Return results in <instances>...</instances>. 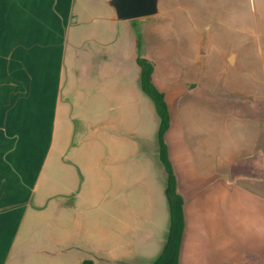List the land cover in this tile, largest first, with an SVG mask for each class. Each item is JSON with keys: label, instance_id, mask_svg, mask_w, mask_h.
I'll return each instance as SVG.
<instances>
[{"label": "crops", "instance_id": "1", "mask_svg": "<svg viewBox=\"0 0 264 264\" xmlns=\"http://www.w3.org/2000/svg\"><path fill=\"white\" fill-rule=\"evenodd\" d=\"M64 2L69 10L47 19L28 51L46 139L23 171L0 174V264H154L162 254L167 173L160 118L140 86L139 44L170 113L164 140L184 200L178 264H264V92L255 81L224 85L210 71L214 56L238 70L244 32L264 36V14L250 26L223 21L229 43L215 49L193 0H157L155 16L134 20L118 18L119 0ZM82 102L98 122L80 133L71 119ZM133 103L153 129L128 126ZM121 152L143 158L120 162Z\"/></svg>", "mask_w": 264, "mask_h": 264}, {"label": "rangeland", "instance_id": "2", "mask_svg": "<svg viewBox=\"0 0 264 264\" xmlns=\"http://www.w3.org/2000/svg\"><path fill=\"white\" fill-rule=\"evenodd\" d=\"M64 1L0 0L1 175L17 174L18 167L23 171L27 160L39 158L40 156L39 146L44 144L47 131L44 118V96H35L33 79L28 78L31 74L30 67L35 65L34 61L31 63L33 57L29 56L28 51L37 43L35 39L36 31L45 25L47 19L57 15L60 16L64 12L66 14L69 10V8L64 7L63 4L67 3ZM205 2H208V4L205 5ZM155 3L157 10V0H155ZM202 10L207 11V16L202 13ZM86 11L91 12V9L88 8ZM191 13L198 28H207L205 24L210 26V29H207V32L204 33L213 37L217 46L215 49H217L218 47H225L229 43L223 34L225 29H223L224 25L222 23L225 22L230 28H235L237 23L242 24V26H250L252 18L260 19L261 15L264 14V0H193ZM156 14L155 11L152 16ZM244 34L248 51L246 55L241 57L242 62L238 70L226 71L223 68L221 59L214 56L210 71L219 82L226 83L228 79H233L240 83L252 84L255 81L264 92L263 32H259L255 37L249 32H244ZM129 43L128 39V45ZM243 95L241 94L240 98L248 100V97ZM212 97L215 100L217 96L214 94ZM151 103L153 105V102ZM77 106L80 109L83 108V110H79L78 113L75 112L74 119H71V125L82 133V126H92L93 123L98 122V118L96 119L90 113L91 106L89 104L82 102ZM257 107L264 111L263 98ZM101 108L102 113L104 112V105H101ZM85 109V112H87L85 116L78 117L79 113ZM140 112L141 108L137 103H133L128 107V126L153 129L152 122L146 124L145 121L141 120ZM102 118H104L103 114ZM132 154L133 156H131ZM142 156L140 152L129 154L121 152L118 153L119 158L117 157V160L120 162L135 161L143 158ZM8 159H12L10 161L13 165L10 164V161H7ZM101 161H107L105 152H101ZM107 186V184H102V189Z\"/></svg>", "mask_w": 264, "mask_h": 264}, {"label": "trees", "instance_id": "3", "mask_svg": "<svg viewBox=\"0 0 264 264\" xmlns=\"http://www.w3.org/2000/svg\"><path fill=\"white\" fill-rule=\"evenodd\" d=\"M139 39H141L140 34ZM137 63L141 70V90L152 100L160 118V127L158 132L159 160L167 173L165 193L170 212V227L163 252L154 264H178V251L184 230V200L177 192L176 176L170 163L168 147L164 140V136L170 128V113L165 99V94L161 92L153 82L154 65L150 60L142 56L140 44ZM83 264H93V262L85 261Z\"/></svg>", "mask_w": 264, "mask_h": 264}, {"label": "water", "instance_id": "4", "mask_svg": "<svg viewBox=\"0 0 264 264\" xmlns=\"http://www.w3.org/2000/svg\"><path fill=\"white\" fill-rule=\"evenodd\" d=\"M156 11L155 0H119L118 18L120 20H134L151 16ZM234 166L232 175L236 174Z\"/></svg>", "mask_w": 264, "mask_h": 264}, {"label": "bare ground", "instance_id": "5", "mask_svg": "<svg viewBox=\"0 0 264 264\" xmlns=\"http://www.w3.org/2000/svg\"><path fill=\"white\" fill-rule=\"evenodd\" d=\"M230 59H231V61H233V57H231Z\"/></svg>", "mask_w": 264, "mask_h": 264}]
</instances>
